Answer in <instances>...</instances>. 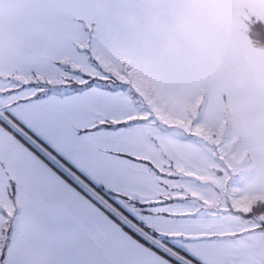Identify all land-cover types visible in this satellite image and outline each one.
I'll use <instances>...</instances> for the list:
<instances>
[{
	"label": "snow or ice",
	"instance_id": "6c2138e0",
	"mask_svg": "<svg viewBox=\"0 0 264 264\" xmlns=\"http://www.w3.org/2000/svg\"><path fill=\"white\" fill-rule=\"evenodd\" d=\"M97 17L92 0H0V264H233L153 185Z\"/></svg>",
	"mask_w": 264,
	"mask_h": 264
},
{
	"label": "crops",
	"instance_id": "0c3cea01",
	"mask_svg": "<svg viewBox=\"0 0 264 264\" xmlns=\"http://www.w3.org/2000/svg\"><path fill=\"white\" fill-rule=\"evenodd\" d=\"M200 3L198 19L191 0H92L102 59L129 67L150 92L142 102L125 96L146 117L139 150L153 185L185 198L171 205L191 213L181 226L207 235L216 260L264 264V229L245 215L264 201V47L247 35L251 17L264 22V0ZM228 132L237 148L230 167L221 155Z\"/></svg>",
	"mask_w": 264,
	"mask_h": 264
},
{
	"label": "rangeland",
	"instance_id": "374dc122",
	"mask_svg": "<svg viewBox=\"0 0 264 264\" xmlns=\"http://www.w3.org/2000/svg\"><path fill=\"white\" fill-rule=\"evenodd\" d=\"M111 67H112L111 69H113L114 72H116L117 74L123 75L124 78L128 81V83H129L128 91L130 92V94L132 96H134V99L136 101L142 102L143 97L145 95L150 94V92L148 90H146V88L143 85L141 86L135 82L136 77L134 76V73L130 71L129 67H127V66H119V67L111 66ZM156 109H159V107L157 106ZM228 134H229V132H228ZM229 135L230 136L228 138L225 137L226 140H224V142H223V145H222L223 147L221 148V155L226 159V162L229 164V167H230V166H233L234 161H237V159H236V151H237L236 149L237 148L233 143V141H235V137L232 136L231 134H229ZM220 139H224V138L222 137ZM232 204H235V206L237 205L235 202ZM232 204L227 205L228 207H226V208L227 209L229 207L232 208L233 207ZM245 215H247V213ZM250 217H253V216H250ZM202 236L203 235H201V237ZM203 238L208 239L207 235L203 236Z\"/></svg>",
	"mask_w": 264,
	"mask_h": 264
},
{
	"label": "trees",
	"instance_id": "16d2710c",
	"mask_svg": "<svg viewBox=\"0 0 264 264\" xmlns=\"http://www.w3.org/2000/svg\"><path fill=\"white\" fill-rule=\"evenodd\" d=\"M247 35L253 45L264 47V22L255 17H251L248 23ZM169 129L172 128L169 127ZM151 167L154 169L153 166ZM262 209H264V201H260L253 205L249 212H247V216L256 218L259 213H261Z\"/></svg>",
	"mask_w": 264,
	"mask_h": 264
}]
</instances>
